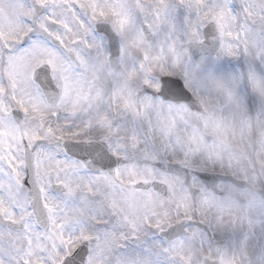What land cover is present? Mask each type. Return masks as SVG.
Here are the masks:
<instances>
[{"label":"snow or ice","instance_id":"6c2138e0","mask_svg":"<svg viewBox=\"0 0 264 264\" xmlns=\"http://www.w3.org/2000/svg\"><path fill=\"white\" fill-rule=\"evenodd\" d=\"M0 264H264V0H0Z\"/></svg>","mask_w":264,"mask_h":264}]
</instances>
